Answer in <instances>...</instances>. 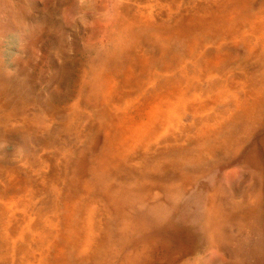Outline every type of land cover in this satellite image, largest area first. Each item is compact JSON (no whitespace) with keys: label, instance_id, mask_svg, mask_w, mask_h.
Segmentation results:
<instances>
[{"label":"rangeland","instance_id":"obj_1","mask_svg":"<svg viewBox=\"0 0 264 264\" xmlns=\"http://www.w3.org/2000/svg\"><path fill=\"white\" fill-rule=\"evenodd\" d=\"M0 264H264V0H0Z\"/></svg>","mask_w":264,"mask_h":264},{"label":"bare ground","instance_id":"obj_2","mask_svg":"<svg viewBox=\"0 0 264 264\" xmlns=\"http://www.w3.org/2000/svg\"><path fill=\"white\" fill-rule=\"evenodd\" d=\"M170 179H172V177L169 175L168 176ZM167 178V177H166ZM172 186V182H169L167 185H166V194L167 195H169V196H178V195H182L183 194V190H179V189H177L176 191H174V187H171ZM123 193L124 194H126V195H132V192H129V191H126V190H124L123 191ZM218 194L217 193H213V194H211V196L212 197H214V196H217ZM115 198H117L115 195L113 196V199H115ZM119 198V197H118ZM117 198V199H118ZM126 200H127V198H125ZM119 200V199H118ZM113 203V202H112ZM119 203V202H118ZM116 204V203H115ZM220 203H218V199L215 197L214 199H213V208L210 210V215H211V217H210V219L211 220H215V218H216V207L219 205ZM113 205V204H112ZM115 206V205H114ZM118 206V205H117ZM116 206V207H117ZM163 206V204L162 203H160V202H157V203H155V205L153 206V207H151L150 209H154V210H150L149 211V213H151L152 214V217L154 218V215H156L157 213L159 214V215H161V213H160V211H166L167 210V206L166 207H162ZM113 207V206H112ZM176 208V207H175ZM170 210L172 211L173 210V207H171L170 208ZM127 214V212L126 211H122V215H126ZM158 216V215H157ZM131 217V216H130ZM214 218V219H213ZM146 220V222L144 223V224H141V226L142 227H148V226H152L150 223H149V221H148V219H145ZM89 259V258H88Z\"/></svg>","mask_w":264,"mask_h":264}]
</instances>
